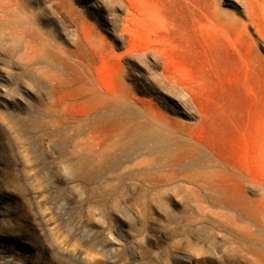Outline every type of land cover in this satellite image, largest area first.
<instances>
[{
    "label": "rangeland",
    "instance_id": "rangeland-1",
    "mask_svg": "<svg viewBox=\"0 0 264 264\" xmlns=\"http://www.w3.org/2000/svg\"><path fill=\"white\" fill-rule=\"evenodd\" d=\"M57 57L196 140L250 218L182 180L82 168L61 132L94 125L49 93ZM0 264H264V0H0Z\"/></svg>",
    "mask_w": 264,
    "mask_h": 264
},
{
    "label": "bare ground",
    "instance_id": "bare-ground-1",
    "mask_svg": "<svg viewBox=\"0 0 264 264\" xmlns=\"http://www.w3.org/2000/svg\"><path fill=\"white\" fill-rule=\"evenodd\" d=\"M31 50L28 56L30 61L47 57L44 47H32ZM54 65L58 69V75L55 89L49 90V93L56 96L59 102H77L84 108L89 124L94 125L61 132L64 140L68 136L79 138L77 145L85 151L82 168L92 165L104 168L107 172L130 176L138 172L150 183L155 180H182L214 192L217 196L225 194L223 184L205 181L201 171L204 165L214 164V159L209 157L204 163L199 143L180 134L162 114L152 107L109 90L107 86H98L77 77L72 65L61 57L54 60ZM133 107L138 109L144 124L131 123L130 108ZM153 170L157 171L154 175L151 173ZM229 196L221 195L214 202L219 205L223 203L228 208H238L241 212L245 209L247 216L251 214L242 199Z\"/></svg>",
    "mask_w": 264,
    "mask_h": 264
}]
</instances>
